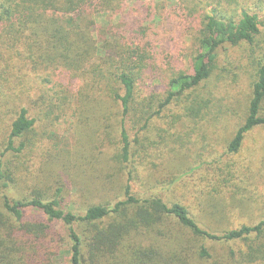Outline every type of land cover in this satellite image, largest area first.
Instances as JSON below:
<instances>
[{"label":"trees","instance_id":"16d2710c","mask_svg":"<svg viewBox=\"0 0 264 264\" xmlns=\"http://www.w3.org/2000/svg\"><path fill=\"white\" fill-rule=\"evenodd\" d=\"M181 3L186 4L182 9L186 18L193 20L194 29L188 35L191 47L182 55L181 69L170 65L166 70L173 73L163 101L162 93L138 94L143 85L151 87L155 80H162V63H153L152 57L155 48L162 54V37L146 43L150 26L134 31L121 21L94 27L88 12L91 7H98L102 14H123L122 0H0V41L7 50L15 48L6 68H16L11 64L20 45L33 69H61L71 83L96 89L117 103L121 159L127 163V123L148 124L181 96L192 104L189 111L198 114L203 101L197 103V91L213 76L224 46L247 45L252 53L257 49L258 11H264V0L261 4L252 0ZM255 66L246 117L227 146L230 154L241 149L248 133L264 127V58ZM71 83L69 90H52L55 120L72 109V102L83 103L81 96L71 94L75 90ZM0 93V102L10 96ZM36 124L30 110L20 107L9 126L2 156L18 159L34 146ZM12 161L8 166L0 160V264H264V221L212 232L184 205L167 204L155 195L137 198L129 185L122 200L92 204L80 215L63 207L61 188L52 194L33 187L27 196L9 197L6 192L16 183L18 168ZM27 210L38 212L40 218L27 220ZM10 257L11 262L5 263Z\"/></svg>","mask_w":264,"mask_h":264},{"label":"rangeland","instance_id":"374dc122","mask_svg":"<svg viewBox=\"0 0 264 264\" xmlns=\"http://www.w3.org/2000/svg\"><path fill=\"white\" fill-rule=\"evenodd\" d=\"M252 1L263 3V0ZM122 2L123 14H102L95 6L88 12L95 29L121 21L134 31L140 26H150L152 32L147 34L146 43H155L162 37L159 45L162 54L156 48L152 54L153 63H162V80H155L151 87L143 85L138 94L142 97L162 93L163 101L167 81L173 73L166 70L170 65L176 71L181 69L182 55L191 47L188 35L194 29L193 20L186 18L182 10L186 4L181 0ZM258 14L261 25L255 43L257 49L252 53L247 45L224 46L213 76L197 91V103L203 101L198 114L189 111L192 104L181 96L148 124L136 120L127 123L130 143L127 163L121 159L117 103L96 89L81 87L77 81L71 83L70 76L61 69L46 70L40 66L33 69L20 45H17L19 54L14 52L16 57L11 64L16 68L7 70L10 64L7 57L15 48L7 50L0 41V91L10 93L7 100L0 102L2 163L12 165L9 163L13 158L2 154L18 109L25 106L37 119L34 146L13 159L18 167L16 183L6 194L22 198L33 187L49 189L52 194L61 188L63 207L82 215L92 204L122 200L129 185L137 198L155 195L167 204L184 205L202 227L212 232L264 221V127L248 133L236 154L227 151L246 117L255 62L264 58V11ZM70 83L75 89L71 94L81 96L83 103L72 102V109L55 120L57 114L50 97L53 91L69 90ZM37 218H40L38 212L26 211L27 220ZM11 257L5 263L11 262Z\"/></svg>","mask_w":264,"mask_h":264}]
</instances>
